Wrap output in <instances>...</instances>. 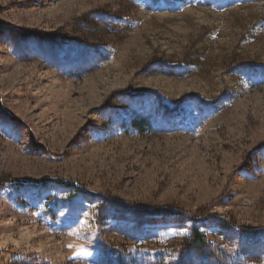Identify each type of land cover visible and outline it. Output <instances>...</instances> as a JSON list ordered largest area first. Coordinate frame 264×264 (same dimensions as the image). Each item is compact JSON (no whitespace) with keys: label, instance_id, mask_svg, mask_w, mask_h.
I'll return each mask as SVG.
<instances>
[{"label":"rangeland","instance_id":"1","mask_svg":"<svg viewBox=\"0 0 264 264\" xmlns=\"http://www.w3.org/2000/svg\"><path fill=\"white\" fill-rule=\"evenodd\" d=\"M0 264H264V0H0Z\"/></svg>","mask_w":264,"mask_h":264},{"label":"trees","instance_id":"2","mask_svg":"<svg viewBox=\"0 0 264 264\" xmlns=\"http://www.w3.org/2000/svg\"><path fill=\"white\" fill-rule=\"evenodd\" d=\"M131 127L136 129L140 134H147L152 131V128L150 125L144 121V120H134L131 122ZM193 244L198 246V247H207L206 241L200 237L199 234L194 233L193 235Z\"/></svg>","mask_w":264,"mask_h":264}]
</instances>
